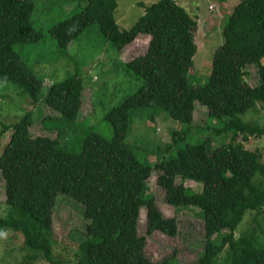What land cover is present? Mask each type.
<instances>
[{"label": "trees", "instance_id": "1", "mask_svg": "<svg viewBox=\"0 0 264 264\" xmlns=\"http://www.w3.org/2000/svg\"><path fill=\"white\" fill-rule=\"evenodd\" d=\"M117 8V0H87L85 8L50 33L65 52L94 24L119 53L138 36H148L146 52L125 64L142 86L106 115L112 138L89 132L80 153L60 145L62 130L56 127L47 128L57 133L56 138L33 136L32 114L10 126L12 134L0 155L7 207L0 217V234L7 230L20 234L24 247L33 253L29 261L41 258L49 264H64L54 257L53 215L58 196L65 195L84 207L88 221L75 264H167L166 260L153 262L146 254L152 234L175 238L180 229L177 218L165 217L149 193L154 168L169 205L176 210H199L204 243L197 264H214L224 250L230 264H264V244L254 232L234 237L249 212L258 221L264 209L262 152L234 141L241 134L245 141L264 137L262 124L239 119L260 105L264 108V0H240L234 7L223 26V41L213 55L210 75L198 87L191 84L197 20L177 0H157L143 7V15L128 31L119 29ZM33 9V0H0V80L18 86L32 103L55 113V117H42V123L59 122L67 128L83 110L85 79L77 67L39 101L43 80L14 50L15 45L43 38L31 26ZM249 66L259 67V87L247 82ZM197 104L215 123L203 129L210 132L203 141L185 144L175 156L153 167L137 159L135 145L128 142L133 111L165 112L173 121L190 126L188 132L173 135L174 144L178 136L202 130L192 126ZM223 134L232 137L212 147V135ZM186 180L199 183L200 191L187 186ZM143 209L146 233L140 235Z\"/></svg>", "mask_w": 264, "mask_h": 264}, {"label": "rangeland", "instance_id": "2", "mask_svg": "<svg viewBox=\"0 0 264 264\" xmlns=\"http://www.w3.org/2000/svg\"><path fill=\"white\" fill-rule=\"evenodd\" d=\"M118 8L115 19L121 31H128L143 15V7L157 0H117ZM240 0H177L191 17L197 20V54L194 58L191 84L198 87L203 85L211 72V64L215 51L222 44V29L229 15ZM34 9L31 16L32 28L43 34L40 42L34 44H19L14 46L32 73L43 80V90L39 101L43 102L50 87L63 81L79 67L85 79L84 105L79 119L70 127L63 123H42L41 118L55 117V113L41 104L35 105L22 89L11 82L0 80V155L7 144L12 130L10 126L18 122L26 114H32L34 124L30 128L33 136L57 137V133L48 131L54 127L62 130L60 145L72 152L80 153L82 141L89 132H96L106 139L113 136L112 128L105 121L106 115L120 106L132 93L142 86V80L127 72L125 64L133 58L143 55L150 38H138L121 53L113 49L105 40L100 26L94 24L81 37L72 42L68 51H62L51 36L50 30L58 23L68 20L79 13L87 5V0H33ZM212 7V9L210 8ZM259 67L249 66L246 79L252 87L261 85ZM97 78V81H93ZM205 109L196 105L193 132L178 136V141L172 144L173 135L190 126L173 121L165 112L145 109L132 112L131 130L128 142L135 145V155L143 163L152 167L157 161L169 159L177 154L185 144H196L203 141L209 131L203 129L214 125L207 119ZM243 123H258L264 126V108L262 105L239 118ZM213 136L212 147L227 143L231 135ZM235 143L243 144L251 150L262 152L264 163V137L262 139L249 137L243 140V135L235 138ZM157 170L152 169L148 179V189L156 201L160 212L167 218H177L179 235L175 238L155 232L147 238L146 254L153 262L168 261L167 264H197L199 254L203 250V223L199 210L190 207L176 210L166 202L165 190L157 180ZM195 191H200L201 185L193 180L185 183ZM5 182L0 170V217L7 211L5 205ZM84 207L65 195H59L53 215V252L57 261L64 264H75L79 245L85 239L88 221L85 219ZM146 211H140L139 233H146ZM254 232V236L264 244V209L261 217L255 219V213H248L235 230L234 237ZM225 251L216 259L214 264H230L226 261ZM33 253L23 245V238L13 231L0 234V264H49L39 258L35 262L28 257Z\"/></svg>", "mask_w": 264, "mask_h": 264}, {"label": "built area", "instance_id": "3", "mask_svg": "<svg viewBox=\"0 0 264 264\" xmlns=\"http://www.w3.org/2000/svg\"><path fill=\"white\" fill-rule=\"evenodd\" d=\"M212 9V7H210ZM93 81H97V78H93Z\"/></svg>", "mask_w": 264, "mask_h": 264}, {"label": "water", "instance_id": "4", "mask_svg": "<svg viewBox=\"0 0 264 264\" xmlns=\"http://www.w3.org/2000/svg\"><path fill=\"white\" fill-rule=\"evenodd\" d=\"M262 62H263V66H264V58H263Z\"/></svg>", "mask_w": 264, "mask_h": 264}]
</instances>
